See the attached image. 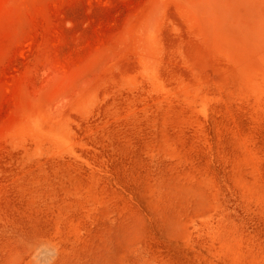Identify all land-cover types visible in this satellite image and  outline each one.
<instances>
[{
	"label": "rangeland",
	"instance_id": "374dc122",
	"mask_svg": "<svg viewBox=\"0 0 264 264\" xmlns=\"http://www.w3.org/2000/svg\"><path fill=\"white\" fill-rule=\"evenodd\" d=\"M0 264H264V0H0Z\"/></svg>",
	"mask_w": 264,
	"mask_h": 264
}]
</instances>
